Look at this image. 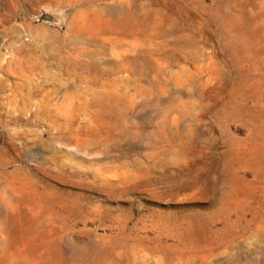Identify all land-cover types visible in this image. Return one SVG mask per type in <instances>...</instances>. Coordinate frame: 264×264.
I'll return each mask as SVG.
<instances>
[{
  "label": "rangeland",
  "instance_id": "obj_1",
  "mask_svg": "<svg viewBox=\"0 0 264 264\" xmlns=\"http://www.w3.org/2000/svg\"><path fill=\"white\" fill-rule=\"evenodd\" d=\"M0 264H264V0H0Z\"/></svg>",
  "mask_w": 264,
  "mask_h": 264
}]
</instances>
